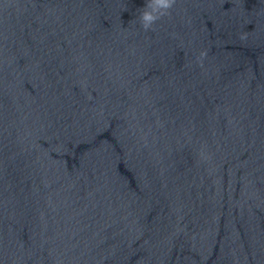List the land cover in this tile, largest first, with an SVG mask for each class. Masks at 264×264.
<instances>
[{
    "label": "water",
    "instance_id": "95a60500",
    "mask_svg": "<svg viewBox=\"0 0 264 264\" xmlns=\"http://www.w3.org/2000/svg\"><path fill=\"white\" fill-rule=\"evenodd\" d=\"M144 5L0 0V264H264V0Z\"/></svg>",
    "mask_w": 264,
    "mask_h": 264
},
{
    "label": "clouds",
    "instance_id": "9594fccd",
    "mask_svg": "<svg viewBox=\"0 0 264 264\" xmlns=\"http://www.w3.org/2000/svg\"><path fill=\"white\" fill-rule=\"evenodd\" d=\"M175 3L176 0H145V5L140 10L136 21L144 31L154 30L157 21L171 15V9ZM206 55L207 53L202 51L199 62L202 63V58Z\"/></svg>",
    "mask_w": 264,
    "mask_h": 264
}]
</instances>
